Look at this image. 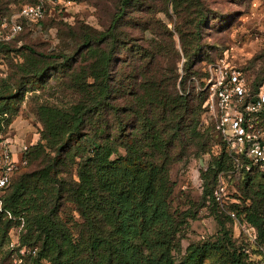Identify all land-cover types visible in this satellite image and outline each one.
<instances>
[{
  "label": "trees",
  "instance_id": "1",
  "mask_svg": "<svg viewBox=\"0 0 264 264\" xmlns=\"http://www.w3.org/2000/svg\"><path fill=\"white\" fill-rule=\"evenodd\" d=\"M109 1L102 29L81 25L72 45L51 54L27 46L0 78V136L27 94L40 134L17 174L33 169L5 190L12 218L0 214V264H204L210 255L221 264H261L264 170H239L244 205L221 207L236 229L229 212L255 230V252L238 247L240 235L233 239L219 221L215 242L189 245L177 258L184 228L199 214L174 211L173 166L211 157L198 210L220 207L215 186L238 171L223 143L213 153L219 136L205 124L207 73L193 71L211 62L202 48L213 10L207 0ZM44 19L25 23L22 33ZM8 44L0 52L14 53ZM258 128L264 131V109ZM22 224L21 247L37 248L36 256L8 248Z\"/></svg>",
  "mask_w": 264,
  "mask_h": 264
},
{
  "label": "rangeland",
  "instance_id": "2",
  "mask_svg": "<svg viewBox=\"0 0 264 264\" xmlns=\"http://www.w3.org/2000/svg\"><path fill=\"white\" fill-rule=\"evenodd\" d=\"M33 2L34 0H14L8 5H0V17L10 18L16 15L21 7ZM207 3L214 13L210 17L213 26L210 28L208 24L206 26L202 55L207 56L211 62L199 61L193 71H199L202 75L204 72L208 73L209 66L224 61L230 67L242 71L251 84L262 86L264 84V0H207ZM110 5L109 0L56 1L50 6L43 22L27 27L24 33L17 35L6 45L14 53L7 54L6 49L0 52V78H5L9 74V64L20 61L21 50L27 46L51 54L56 50L63 51L65 47L72 45L71 39L79 35L81 25L102 29V24H108L107 11ZM160 18L167 20L162 14ZM183 65L184 61H181L179 64L181 73ZM206 79L207 76L204 81ZM194 85L198 88L197 91H200V77H196ZM29 97L30 95L27 94L20 101V115L14 121L12 128L2 135L3 138L14 135L19 141L30 140L38 132L36 119L31 106L28 105ZM220 140L219 137H215L213 141L214 155L220 152L222 144ZM210 160L209 156L192 159L189 163L174 165L171 171V178L175 183L174 211L185 212L192 209V212L197 210L199 214L198 220L189 221L188 226L184 228L183 252L182 255H177L179 260L185 255L189 245L215 242L220 232L219 221L227 223L226 227L232 230L233 239L240 235V239L234 240L238 247H245L251 254L255 252L252 243L248 240V230L236 229L234 223L232 225L226 218V212L221 207L208 206L197 209L199 204L203 203L200 174ZM32 169L29 167L16 177ZM239 170L241 169L231 173L226 181L225 200L229 206L233 203L244 205L241 199L244 181ZM260 248L264 249L262 246ZM204 264H221V262L218 255H210L204 258Z\"/></svg>",
  "mask_w": 264,
  "mask_h": 264
},
{
  "label": "built area",
  "instance_id": "3",
  "mask_svg": "<svg viewBox=\"0 0 264 264\" xmlns=\"http://www.w3.org/2000/svg\"><path fill=\"white\" fill-rule=\"evenodd\" d=\"M61 0H36L34 5H26L10 18L0 21V44L12 41L23 32L25 23L43 20L52 4ZM204 91L207 100L205 124L212 126L222 143L227 148L234 164L246 172L264 170V131L258 128L259 115L264 109V84L254 89L242 71L234 69L222 61L208 67ZM40 138L37 132L29 141H20L15 137L0 136V214L5 210V190L13 177L28 165L26 153ZM214 197L223 209L228 203L225 200L226 187L222 181L215 187ZM233 221L245 231L248 240L257 246L255 230L246 223H241L236 213L229 212ZM12 218V217H11ZM24 225L15 231L8 248L17 251L21 257L36 256L37 249L21 247V232ZM261 264H264V249ZM21 261V260H20ZM19 261V262H20Z\"/></svg>",
  "mask_w": 264,
  "mask_h": 264
},
{
  "label": "crops",
  "instance_id": "4",
  "mask_svg": "<svg viewBox=\"0 0 264 264\" xmlns=\"http://www.w3.org/2000/svg\"><path fill=\"white\" fill-rule=\"evenodd\" d=\"M24 141H29V139H23L22 141H20L19 143H23Z\"/></svg>",
  "mask_w": 264,
  "mask_h": 264
}]
</instances>
